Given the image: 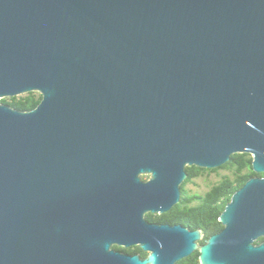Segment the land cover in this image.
<instances>
[{"label":"water","instance_id":"95a60500","mask_svg":"<svg viewBox=\"0 0 264 264\" xmlns=\"http://www.w3.org/2000/svg\"><path fill=\"white\" fill-rule=\"evenodd\" d=\"M30 92L0 103V264H264V176L202 246L143 218L186 167L264 174V0H0V99Z\"/></svg>","mask_w":264,"mask_h":264},{"label":"trees","instance_id":"16d2710c","mask_svg":"<svg viewBox=\"0 0 264 264\" xmlns=\"http://www.w3.org/2000/svg\"><path fill=\"white\" fill-rule=\"evenodd\" d=\"M41 96L39 94L30 92L25 95L0 99V103L8 105L9 107L18 111H30L34 109L40 102ZM252 158L249 154H234L230 157L229 162L224 165L209 170H203L195 166L186 167L188 179L195 176L196 172H218L219 170H226L229 174L222 176L214 185L209 187V190L202 196L198 197L199 205L194 208L193 212L203 217L206 222L207 235L219 232L222 229L218 221L219 215L224 210V207L229 202L231 195L251 177L263 176L262 173H254L251 167ZM260 241V238L257 242ZM204 242V240L202 241ZM112 249L122 251L127 254L138 253L141 257L147 254L137 246L131 248H120L112 246ZM198 252L194 251L188 257L181 259L175 264H200L198 259Z\"/></svg>","mask_w":264,"mask_h":264},{"label":"flooded vegetation","instance_id":"af4514ba","mask_svg":"<svg viewBox=\"0 0 264 264\" xmlns=\"http://www.w3.org/2000/svg\"><path fill=\"white\" fill-rule=\"evenodd\" d=\"M200 169H202V168H200ZM203 170H209V169H203ZM213 173H216V172L200 171V172H196L195 176L192 178H189V179H188V174L186 173L187 177L183 180V182L179 186L180 196H179L178 203L173 205L168 211H166L164 213H150V212L145 213L143 215L144 220L148 224L165 225L168 227L178 226V227H181L183 229H187L189 232L199 231L201 238L196 241V244H197V246L204 245L211 236L218 234L223 229V226L221 225L222 229L219 232H216V233L212 232L211 234L207 235L208 231L206 229V222L204 221L203 217H201V216H199V214H195L193 212L194 208L199 205L198 197H200L204 193H206L209 190V187L211 185L216 184V182L209 183L207 186H205V190L198 192L195 190V189L199 188V186L196 184L197 180L205 179V176L207 174H213ZM143 176H146V175H143ZM143 176H142L143 181L148 180V176H146L145 178H143ZM263 176H264V174H263ZM263 176H260V177H263ZM256 177H258V176H256ZM192 185H193L194 189L192 188ZM203 240H204V242H202ZM257 240L254 242V244H259V243L263 242L264 237H261L259 242H257ZM112 246L118 247L119 245H112ZM120 246H123V245H120ZM131 246L132 247H135V246L138 247L139 245L136 244V245H131ZM120 248H123V247H120ZM129 248H131V247H129ZM124 249H127V248H124ZM115 251H118V250H115ZM119 252H122V251H119ZM122 253H124V252H122ZM124 254H127V253H124ZM135 254L139 255L138 253H135ZM128 255H134V254H128ZM139 257L142 259L145 258V257H141L140 255H139Z\"/></svg>","mask_w":264,"mask_h":264},{"label":"rangeland","instance_id":"374dc122","mask_svg":"<svg viewBox=\"0 0 264 264\" xmlns=\"http://www.w3.org/2000/svg\"><path fill=\"white\" fill-rule=\"evenodd\" d=\"M36 94H38V93H36ZM227 174H229V172L226 170H219L216 173L207 174L205 176V179L197 180L196 184L199 186V188L195 189V190L198 192H201V191L205 190V186H207L209 183L217 182L222 176H225ZM145 177L146 176H143V178H145ZM192 188L194 189L193 185H192Z\"/></svg>","mask_w":264,"mask_h":264}]
</instances>
